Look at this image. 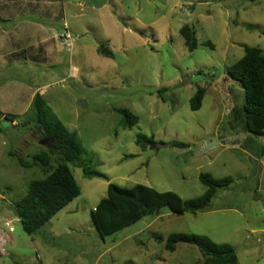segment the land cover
Segmentation results:
<instances>
[{"label": "rangeland", "instance_id": "1", "mask_svg": "<svg viewBox=\"0 0 264 264\" xmlns=\"http://www.w3.org/2000/svg\"><path fill=\"white\" fill-rule=\"evenodd\" d=\"M34 1L48 3L44 18L56 29L59 56L53 64L31 60L41 53L13 61L20 71L0 81V113L19 115L20 124L30 120L27 104L39 92L78 134L87 153L82 161L107 179H89L69 165L81 195L29 236L13 203L44 174L23 169L10 152L29 161L52 144L40 142L32 124L0 122V264H204L193 245L167 251L172 234L206 236L233 246L238 264H264V137L247 132L245 91L227 72L245 47L264 53V0H108L102 9L93 7L98 0H65L62 19L60 2ZM64 24L76 39L69 47L60 44ZM185 25L196 32L192 53L180 35ZM100 46L112 56L99 53ZM199 87L205 96L193 111ZM117 109L129 110L138 124L123 129ZM138 135L154 143L142 148ZM201 174L234 182L197 213L164 208L99 236L91 212L110 183L140 184L187 201L205 193Z\"/></svg>", "mask_w": 264, "mask_h": 264}, {"label": "trees", "instance_id": "2", "mask_svg": "<svg viewBox=\"0 0 264 264\" xmlns=\"http://www.w3.org/2000/svg\"><path fill=\"white\" fill-rule=\"evenodd\" d=\"M180 35L189 52H194L197 49L194 28L185 25L180 29ZM98 52L107 57L112 56V53L103 46L99 47ZM227 72L240 83L245 91L243 116L247 132L257 137H264L263 51L245 47L244 56L229 67ZM204 96L205 89L199 87L190 101L193 111L202 107ZM31 111L33 112L31 119L17 126L32 124L40 142H49L52 147H46L29 161L13 151L10 152V156L16 157L23 169L39 168L44 174L43 179L31 181L27 194L13 203L23 229L29 236L36 235L44 225L81 195V189L69 165L81 168L84 176L89 179L96 177L107 179L82 161L87 153L78 134L70 131L61 122L39 92L33 99ZM116 111L123 118L121 124L123 129H132L138 124L137 116L129 110L117 109ZM17 119L15 115L0 113V122L8 120L12 125ZM136 142L142 148L154 143L152 138L145 135H138ZM53 156H58L56 167L52 163ZM200 181L206 187L205 193L187 201L174 192H158L140 184L131 189H125L110 183L107 197L102 199L91 212L92 221L99 236L104 239L164 208H169L175 215L204 210L211 204L220 189L234 182L232 177L214 179L210 174H201ZM158 239L161 242L164 241L161 237ZM179 244L197 247L204 264H238V256L233 246L215 243L206 236L172 234L166 239L165 249L174 251Z\"/></svg>", "mask_w": 264, "mask_h": 264}, {"label": "crops", "instance_id": "3", "mask_svg": "<svg viewBox=\"0 0 264 264\" xmlns=\"http://www.w3.org/2000/svg\"><path fill=\"white\" fill-rule=\"evenodd\" d=\"M53 1L60 2L62 7L59 16L60 19L64 18L63 4L65 0ZM93 4L98 5H93V7L102 9L110 2L108 0H98ZM47 6L46 1L37 3L34 0H0V81L5 78V74L9 77L14 68L20 71L18 67L12 66L13 61L18 63L26 61L31 58V53H35V55L41 53L42 56L31 58L33 62H51L50 64H53L57 61L59 56V50L57 51L58 38L56 29L51 27L53 24L50 25L47 19L44 18V15H47L48 12ZM52 16H54L53 13ZM49 29H51V33H54V36L50 34ZM60 44L65 47L62 42ZM54 54L57 55L52 57ZM36 94L37 92L30 96L27 104L28 108ZM2 115H9V113L4 111ZM11 115L19 116L17 114ZM18 124L19 121L15 120L12 126L16 127Z\"/></svg>", "mask_w": 264, "mask_h": 264}, {"label": "built area", "instance_id": "4", "mask_svg": "<svg viewBox=\"0 0 264 264\" xmlns=\"http://www.w3.org/2000/svg\"><path fill=\"white\" fill-rule=\"evenodd\" d=\"M59 37L62 40V43L66 47L72 46L76 41V39L73 38L72 34L70 33L67 25H64L63 31L61 32ZM5 225H6V227H9L10 232L14 231L13 227L10 225V222H6Z\"/></svg>", "mask_w": 264, "mask_h": 264}, {"label": "water", "instance_id": "5", "mask_svg": "<svg viewBox=\"0 0 264 264\" xmlns=\"http://www.w3.org/2000/svg\"><path fill=\"white\" fill-rule=\"evenodd\" d=\"M10 125V122L8 121V120H5V121H3L2 122V126L4 127V128H6V127H8ZM45 143H49V142H45ZM163 147H164V145H163Z\"/></svg>", "mask_w": 264, "mask_h": 264}]
</instances>
